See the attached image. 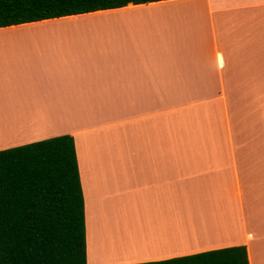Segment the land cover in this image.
I'll use <instances>...</instances> for the list:
<instances>
[{"label": "crops", "instance_id": "obj_1", "mask_svg": "<svg viewBox=\"0 0 264 264\" xmlns=\"http://www.w3.org/2000/svg\"><path fill=\"white\" fill-rule=\"evenodd\" d=\"M60 135L74 141L86 264L232 246L264 264V0L0 27V150Z\"/></svg>", "mask_w": 264, "mask_h": 264}, {"label": "trees", "instance_id": "obj_2", "mask_svg": "<svg viewBox=\"0 0 264 264\" xmlns=\"http://www.w3.org/2000/svg\"><path fill=\"white\" fill-rule=\"evenodd\" d=\"M160 0H0V27ZM0 264H86L84 199L73 138L0 150ZM132 264H249L232 246Z\"/></svg>", "mask_w": 264, "mask_h": 264}, {"label": "rangeland", "instance_id": "obj_3", "mask_svg": "<svg viewBox=\"0 0 264 264\" xmlns=\"http://www.w3.org/2000/svg\"><path fill=\"white\" fill-rule=\"evenodd\" d=\"M104 248V247H103Z\"/></svg>", "mask_w": 264, "mask_h": 264}]
</instances>
